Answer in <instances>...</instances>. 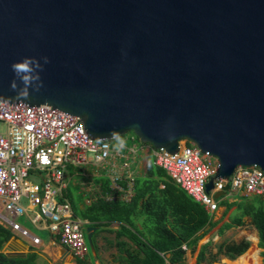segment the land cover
<instances>
[{
    "label": "water",
    "instance_id": "water-1",
    "mask_svg": "<svg viewBox=\"0 0 264 264\" xmlns=\"http://www.w3.org/2000/svg\"><path fill=\"white\" fill-rule=\"evenodd\" d=\"M24 57L43 87L21 101ZM0 101L75 116L95 141L132 133L170 154L186 141L216 160L206 192L239 166L264 173V0H0Z\"/></svg>",
    "mask_w": 264,
    "mask_h": 264
},
{
    "label": "built area",
    "instance_id": "built-area-1",
    "mask_svg": "<svg viewBox=\"0 0 264 264\" xmlns=\"http://www.w3.org/2000/svg\"><path fill=\"white\" fill-rule=\"evenodd\" d=\"M0 225L26 236L14 219L32 212L31 224L41 223L57 245L65 248L73 261L85 263V221L72 215L62 193L66 188L65 169L99 170L107 191L99 197L107 202H129L134 176L125 150L117 151L109 141H95L84 131L79 119L46 105L27 106L0 101ZM186 141H179L175 153L148 149L152 164L199 204L209 217L220 202L235 196L264 197V173L256 166L236 167L226 180L213 179L216 160L201 154ZM140 150L141 147H140ZM132 161V159H130ZM31 178L35 181H32ZM222 196L214 199L215 193ZM98 196V194H97ZM21 201L25 202L22 205ZM33 244L36 238H31Z\"/></svg>",
    "mask_w": 264,
    "mask_h": 264
},
{
    "label": "trees",
    "instance_id": "trees-1",
    "mask_svg": "<svg viewBox=\"0 0 264 264\" xmlns=\"http://www.w3.org/2000/svg\"><path fill=\"white\" fill-rule=\"evenodd\" d=\"M133 140L137 139L128 137V141ZM140 145L151 149L147 144ZM68 169L72 168L67 167L65 170ZM106 191L107 183L104 179L100 180L98 196L96 194L88 205L79 209L69 197L68 200L72 215L87 223L84 228L95 229L90 236L94 253L97 251L95 238L101 232L112 235L111 240H105L106 245L114 250L112 264H184L185 252L193 253L198 241L219 221L209 217L199 204L176 187L163 170L152 164L150 150L145 155L142 176L133 181V193L129 202L104 201L99 194ZM219 206L224 207L220 217L230 208H234L236 214L217 228L216 235H221L232 226H240L242 217H247L255 232L256 247L262 250L260 257L264 263L262 197L241 196L232 202L224 200ZM111 225L114 228H110ZM11 237L12 233L0 225V264H35L36 254L31 249L24 256L14 258L1 252ZM208 245L206 243L199 247L195 264L213 263V257L206 258ZM247 248L248 242L241 240L237 243L219 244L216 253L233 260ZM74 263L82 264L79 261Z\"/></svg>",
    "mask_w": 264,
    "mask_h": 264
},
{
    "label": "crops",
    "instance_id": "crops-1",
    "mask_svg": "<svg viewBox=\"0 0 264 264\" xmlns=\"http://www.w3.org/2000/svg\"><path fill=\"white\" fill-rule=\"evenodd\" d=\"M139 169L140 168H136V167L134 169H131L134 179L142 176L143 172L140 171ZM89 170L91 171L88 172ZM93 171L92 169H89L87 167L83 168L82 170H78V169H68L67 171L65 170L64 175H65L67 184H66V188L64 192L62 193V195H63V198H65V200L68 203H69V200H68V197H69L70 200L76 203L77 207L81 209L82 206L88 205L89 202L94 198L93 196L92 197L89 196V193H86L87 191L88 192L92 191L93 193L95 192V195L99 193L100 180L104 181V176H103V173L99 170L94 169ZM81 181H83L84 183ZM82 184L86 188L85 193L83 192V189L80 190L79 188V186ZM65 194L67 195V197ZM237 197H241V196L231 197L227 199L226 201L232 202ZM31 217H32V212L26 211L25 215L15 218L13 220L14 222L18 220L19 221L18 223L20 224L19 228L24 230L27 234L26 236H22L17 232H11L12 237L10 239H13L14 242L10 243V248L12 249L13 253H20V257H22L31 249L30 251L36 254L35 264H75L72 258L70 257V254L68 253V251L65 248L57 245L55 238L52 237L45 229H43L41 223H36L34 225L30 223ZM86 228H89V227H86ZM110 228H114V225H111ZM102 233L103 232H101L95 238V246L97 248L96 253H94L93 250L92 252H89L87 248V257L85 261L86 264H105V263L112 264L111 256L114 254V250L112 248H110L112 252H111V255L109 254L110 257L108 258V260L104 261L101 259L100 252L105 251L108 247L106 246V243H104L106 239L102 237V235L104 234ZM32 237L37 239L36 244L32 243L31 241ZM111 238H112V235H111ZM111 238L108 240H111ZM254 241H255V246H256V236H255ZM6 244L4 246H6ZM2 249H1V252L6 255V252H3ZM254 249L256 251V249L258 248L254 247ZM16 251H19V252H16ZM260 251L262 252V250Z\"/></svg>",
    "mask_w": 264,
    "mask_h": 264
},
{
    "label": "rangeland",
    "instance_id": "rangeland-1",
    "mask_svg": "<svg viewBox=\"0 0 264 264\" xmlns=\"http://www.w3.org/2000/svg\"><path fill=\"white\" fill-rule=\"evenodd\" d=\"M0 132H3V126L0 124ZM133 136L132 133H127L124 136H121L123 138V140L125 141V147L127 149L132 148V150L134 151V153H129V151L125 150V152L123 151V154L125 156L128 157L129 162H130V168L134 169L136 168H140L139 170L143 172L144 169V164H145V155L147 153V151L149 150L147 146L145 145H140V143L138 142V140H133V141H128V137ZM134 137V136H133ZM115 141L114 140H110L109 144L115 148ZM140 147L142 149V151L140 150ZM132 159V161L130 160ZM94 169H92L93 171ZM91 170H89L88 172H90ZM94 172V171H93ZM32 181H35V179L33 180L31 178ZM83 182V181H81ZM84 183V182H83ZM80 190L83 189V192H86V188L84 187V185H80L79 186ZM89 193V196H95V192L93 193L92 191L90 192H86ZM262 199L264 200V197H262ZM231 201V200H230ZM22 205H25L24 201H21ZM224 210V207L220 206L218 211L216 213H214L212 219L213 220H219L217 225L212 228L211 230H209L197 243L196 249L193 253H189L188 251L185 252L184 254V264H195V257H196V253L199 250V247L201 245H204L206 243H208V247L206 249V258L209 259L210 257H213V263L212 264H233L235 262H237L241 257H243L245 254H247V252L256 247L255 243H254V239H255V233L253 228L251 227V225L249 224V220L247 217H242L241 221V225L240 226H232L230 229L224 231L221 235H216V230L217 228L224 222H227L228 220H230V216H233L235 213L234 208H230L224 215L223 217H220L222 212ZM1 214V212H0ZM19 221L16 220L14 223L20 227ZM103 234V233H102ZM102 237H104L106 240L111 238V234H103ZM85 239V236H84ZM241 240H244L246 242H248V248L246 249V251L241 254L240 256L236 257L233 260H228L227 258H225L224 256L217 254L216 253V247L219 244H227V243H237ZM253 242V244H252ZM105 243V241H104ZM87 246V245H86ZM107 246V245H106ZM249 249V250H248ZM248 250V251H247ZM89 251V250H88ZM90 252V251H89ZM108 252V253H107ZM112 250L110 249V247L108 246L107 249L105 251L100 252L101 254V259L102 260H108V258L111 255ZM260 250L256 249V257H257V261L256 264H264L261 261V258L259 256L260 254ZM110 254V255H109ZM112 257V256H111ZM91 258V257H90ZM112 260V259H111ZM201 264H204V262H202Z\"/></svg>",
    "mask_w": 264,
    "mask_h": 264
},
{
    "label": "clouds",
    "instance_id": "clouds-1",
    "mask_svg": "<svg viewBox=\"0 0 264 264\" xmlns=\"http://www.w3.org/2000/svg\"><path fill=\"white\" fill-rule=\"evenodd\" d=\"M44 64L49 63L48 57H42ZM44 65L35 57H24L18 62H13L11 70L15 75V79L10 84L11 90L16 92L17 100H27L30 96L29 89L39 92L43 87V81L40 77V72L43 71ZM17 80H19L23 87H18ZM111 138L116 142L115 148L120 151L125 146V141L117 131L111 132Z\"/></svg>",
    "mask_w": 264,
    "mask_h": 264
},
{
    "label": "bare ground",
    "instance_id": "bare-ground-1",
    "mask_svg": "<svg viewBox=\"0 0 264 264\" xmlns=\"http://www.w3.org/2000/svg\"><path fill=\"white\" fill-rule=\"evenodd\" d=\"M256 259H257L256 251L253 248L249 250L245 256L241 257L237 262L233 264H256V261H257Z\"/></svg>",
    "mask_w": 264,
    "mask_h": 264
}]
</instances>
